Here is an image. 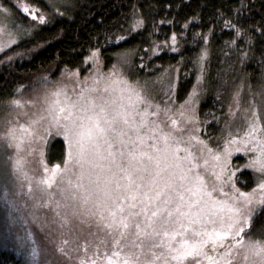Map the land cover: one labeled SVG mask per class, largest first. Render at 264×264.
<instances>
[{
	"label": "snow or ice",
	"instance_id": "1",
	"mask_svg": "<svg viewBox=\"0 0 264 264\" xmlns=\"http://www.w3.org/2000/svg\"><path fill=\"white\" fill-rule=\"evenodd\" d=\"M22 11L46 23L37 9ZM227 23L239 36L240 29ZM5 31L0 27V34ZM7 34L9 45L17 43ZM88 60L95 65L90 76L67 75L71 92L43 78L42 94L12 98L0 114V148L14 153L6 161L9 175L21 189L27 185L23 194L35 208L51 213L61 230L50 241L56 251L68 260L82 252L78 264H264V239L251 234V224L264 215V125L255 105L245 111L244 134L255 156L231 171L232 153L225 147L222 161L195 135L198 129L187 127L194 116L183 105L179 112L169 102L162 106L146 82L129 80L116 66L101 72L98 51ZM195 95L194 88L186 104ZM230 114L236 112L230 108ZM49 137L65 143L62 165L45 162ZM25 151L36 164L33 175L25 170ZM249 168L259 175L252 191L243 192L235 186L236 172ZM4 180L0 173V184ZM81 224L95 227L89 233L94 239L66 249L63 229ZM30 255L35 261L37 248Z\"/></svg>",
	"mask_w": 264,
	"mask_h": 264
},
{
	"label": "trees",
	"instance_id": "2",
	"mask_svg": "<svg viewBox=\"0 0 264 264\" xmlns=\"http://www.w3.org/2000/svg\"><path fill=\"white\" fill-rule=\"evenodd\" d=\"M53 2L49 6L45 0H0L12 21L24 27L21 34L13 35L17 43L0 53V103L10 99L17 86L46 70L84 73L93 51L109 68L115 56L128 51L133 53L131 77L142 83L165 70L176 71L175 103L199 86L198 118L210 126L207 138H213L221 132L215 123L222 121L229 90L237 83L252 88L259 83L264 63V0ZM24 6L43 13L46 23L33 20L31 12L23 13ZM137 21L143 23L134 27ZM227 22L240 29L239 36ZM121 36L126 39L120 40ZM16 53L23 54L19 61L7 59ZM64 153V142L55 138L46 147L45 162L49 167L62 165ZM235 161L243 163L241 157ZM236 185L240 190L252 189L248 170L236 172ZM251 229L254 239H264V215ZM12 257L0 250V264L13 262Z\"/></svg>",
	"mask_w": 264,
	"mask_h": 264
},
{
	"label": "rangeland",
	"instance_id": "3",
	"mask_svg": "<svg viewBox=\"0 0 264 264\" xmlns=\"http://www.w3.org/2000/svg\"><path fill=\"white\" fill-rule=\"evenodd\" d=\"M47 5L53 3V0H45ZM49 2V3H48ZM50 6V5H49ZM4 8L0 7V27L5 28V32L0 34V44L4 45V52L9 46V36L8 32L18 34L23 32V28L19 23H15L9 17L10 12L4 11ZM13 38V37H12ZM92 53V52H91ZM7 58L13 62L19 61L23 54H13ZM90 56V55H89ZM114 63L109 68H104L99 60L100 71L109 72L113 66L121 72L128 76L129 80L138 81L131 77L132 64H133V53L126 52L120 53L115 56ZM87 64L89 68L80 73V79L86 76H90L95 68L92 61L87 59ZM260 79L256 88L250 86L244 87L240 83H237L228 92V97L226 98V105L224 106V114L222 116V121L217 124L220 127L221 132L218 133L216 137H209L211 135V128L206 124V122L200 121L197 114V103L200 97L199 86L195 85L196 95L192 102L189 101L190 96L193 94V89L188 93L182 102H174L175 88L173 86L175 82V72L164 71L162 74L155 75L150 81H145L147 86L152 89L155 101L164 106L165 102H169L168 106L173 109L174 112H179L181 106H184V110L189 115L194 116V120L191 124H188L189 128L198 129L195 132L200 139L206 141L214 152H219L222 155L223 161V150L225 147L229 149L232 155L228 158L230 164V170L236 171V169L243 168V166L248 163L250 159L255 156V153L250 151L254 146V142H247L245 138V130L247 128V122L245 120V111L249 110L252 105L260 116L261 125H264V63L261 66ZM54 68L44 71L42 74L27 79V81L19 86H17L12 94V98H20L22 100H28L33 98L37 94H42L43 86L40 81L43 78H47L52 84L65 83L68 86L69 92L73 87V83L66 79L67 75L78 71H70L64 69L61 71H53ZM176 70V69H175ZM143 82V83H145ZM142 83V82H141ZM142 83V84H143ZM199 84V83H198ZM238 96V105L234 98ZM10 99L0 103V114H3L6 110L3 107ZM230 108L236 112L233 116L230 114ZM238 108V111H237ZM203 135V136H202ZM264 137V132L259 134ZM54 137H49L47 145ZM63 141L62 138H58ZM235 139L237 143L230 144L229 140ZM64 142V141H63ZM65 144V143H64ZM46 145V147H47ZM44 149V153L46 150ZM27 145L25 144V149ZM239 149V151H237ZM13 150L7 149L6 147L0 148V173L4 174L5 180L3 184H0V250L7 251L12 257V261L9 264H51L53 261H58L59 264H78V255H83L82 252H72V259L68 260L65 256L59 254L56 251V247L50 241L57 238L60 233V229L56 225L51 223V213L44 208H35L33 202L28 199L23 193L27 191V185L23 189L20 188L19 183L13 179L9 173L11 171V165H6L8 157L13 155ZM46 155V154H45ZM44 155V157H45ZM21 156H25L27 163L25 164V170L29 175H33L32 169L36 167L32 157L26 156V151L21 153ZM235 157H241L243 163L239 164L238 161L232 162ZM45 159V158H44ZM210 163H214L210 161ZM63 164V163H62ZM250 172L252 176L253 187L256 186V177L259 175L255 173L252 169H246ZM219 171V168H216ZM214 179V178H213ZM237 188L238 185H235ZM34 187V185H33ZM241 189L243 192H251ZM96 231L95 227L89 228L87 225H74L66 227L63 229L65 239L69 240V244L66 249H77L85 241L94 239L89 235L90 232ZM23 245V246H22ZM37 248L39 255L36 260L33 261L30 251L31 248Z\"/></svg>",
	"mask_w": 264,
	"mask_h": 264
}]
</instances>
